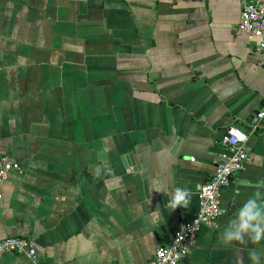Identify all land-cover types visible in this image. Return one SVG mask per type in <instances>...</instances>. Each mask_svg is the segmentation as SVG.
Wrapping results in <instances>:
<instances>
[{
  "label": "crops",
  "instance_id": "crops-1",
  "mask_svg": "<svg viewBox=\"0 0 264 264\" xmlns=\"http://www.w3.org/2000/svg\"><path fill=\"white\" fill-rule=\"evenodd\" d=\"M240 0H0V239L36 259L149 264L199 207L235 125L249 160L179 264H264V67ZM177 189L185 206H175ZM264 235V233H262Z\"/></svg>",
  "mask_w": 264,
  "mask_h": 264
},
{
  "label": "built area",
  "instance_id": "built-area-1",
  "mask_svg": "<svg viewBox=\"0 0 264 264\" xmlns=\"http://www.w3.org/2000/svg\"><path fill=\"white\" fill-rule=\"evenodd\" d=\"M242 16L239 29L258 39L257 52L260 65L264 67V0H240ZM264 120V104L258 113ZM248 135L235 125H231L223 138L226 151L219 157L212 177L202 185L197 211L185 220L176 231L170 243L159 247L149 264H179L192 250L201 231L215 228L223 214L222 193L233 178L245 170L249 160L246 142ZM22 170L19 162L8 155H0V199L2 187L14 171ZM7 254H22L32 259L38 257L32 240L26 237L0 239V264Z\"/></svg>",
  "mask_w": 264,
  "mask_h": 264
},
{
  "label": "clouds",
  "instance_id": "clouds-1",
  "mask_svg": "<svg viewBox=\"0 0 264 264\" xmlns=\"http://www.w3.org/2000/svg\"><path fill=\"white\" fill-rule=\"evenodd\" d=\"M185 195L186 193L181 190L177 189L174 193L173 200L175 202V206H185L187 201L185 200ZM254 203H249L242 211L241 213V225H240V230L234 235V236H229L228 239H235L236 241H240L242 239L240 232L247 231L250 229V221H253L257 218V216H261L264 218V211L261 212H253V209L255 208ZM252 232L255 234L252 236V240L254 242H258L261 239H264V229H261L259 227L251 229ZM250 258L253 261V264H259V254L256 252H251L250 253Z\"/></svg>",
  "mask_w": 264,
  "mask_h": 264
}]
</instances>
